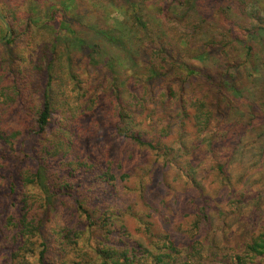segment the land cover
Returning <instances> with one entry per match:
<instances>
[{"label":"rangeland","instance_id":"obj_1","mask_svg":"<svg viewBox=\"0 0 264 264\" xmlns=\"http://www.w3.org/2000/svg\"><path fill=\"white\" fill-rule=\"evenodd\" d=\"M156 1L166 12L152 7ZM185 1L0 0V73L6 72L0 134L19 133L13 142L0 140V264H40L41 258L45 264H100L98 250L107 246L136 249L141 263H151L148 255L159 252L166 234L182 251L173 264H188L185 247L195 238L187 232L200 207L210 216L209 227L199 231L210 243L203 254L222 258L215 264H232L235 252L264 231V0ZM181 64L208 72L213 81L177 73ZM39 65L43 70L34 71ZM16 68L29 73L24 81L11 75ZM47 82L52 112L38 134L33 119ZM12 88L16 103L6 106ZM169 88L176 94L183 88L186 100L193 95L214 110L217 91L232 102L220 103L210 133H182L174 115L179 106L161 97ZM117 95L122 108L131 105L133 129L160 137L164 150L135 145L122 125L115 130L119 119L106 97ZM231 121L241 123L236 138L220 141ZM168 124L173 129L164 136ZM203 139L214 141L213 153L207 143L196 144ZM171 158L183 168L165 166ZM226 158L229 185L216 170ZM106 171L111 179H97ZM36 172L40 180L27 183ZM49 176L69 189L54 191ZM232 186L244 197L262 194L238 202L239 195L223 189Z\"/></svg>","mask_w":264,"mask_h":264},{"label":"trees","instance_id":"obj_2","mask_svg":"<svg viewBox=\"0 0 264 264\" xmlns=\"http://www.w3.org/2000/svg\"><path fill=\"white\" fill-rule=\"evenodd\" d=\"M181 0H176V2H180ZM185 4H189L188 0L185 1ZM152 7L157 10V11H161V12H166V9H164L162 7V5L159 3V1H156L155 4L152 5ZM131 10H133V16L136 17V20L140 22V18L138 17L137 13L135 11V5L131 4L130 5ZM70 33H73L72 30H69ZM259 33V30L253 32V37L255 38V36H257ZM12 33L8 32V34L6 36H11ZM4 38V37H3ZM14 40L13 39H6V43L10 44L12 43ZM247 52L251 51V48L249 46H246ZM264 49V48H263ZM162 51V49L160 50ZM163 52V51H162ZM154 53V52H153ZM162 58L164 59V57L162 56ZM53 59L50 60V62H52ZM179 68L176 69L177 73L184 71L186 72V74L188 75H197L200 74L202 75L204 78H206L208 80V83L213 81L212 78L208 75V72L206 71H201V70H196L193 67L187 66L186 64H181L178 65ZM179 69V70H178ZM41 71L43 70V66L39 65L37 67L34 68V71ZM46 72H48V79L50 82V70H51V65L50 63L45 67ZM29 73H23L21 72V70L19 68H16V74L11 73L12 76L18 75L19 78H22L24 81L25 75H27ZM6 72L3 71L2 73H0V77H5ZM157 75L153 74V76L150 78L153 79L155 78ZM49 82H47L45 89L42 90V110H37L36 111V115L38 117H35L33 119V122L35 124L36 128V133L40 134L43 133L46 129V127L49 124V118L51 116V105H50V84ZM5 92L8 89V86H4ZM13 95H8L9 97L5 98V103L6 106H10L11 104H13L15 102V96H16V92H14V88L10 89ZM181 90H183V88H181ZM179 90L177 92H179L178 94H176L175 90H173L172 88H169L167 93L162 92L161 93V97L162 100H165V102H172L173 106H179L177 112L174 114L175 115V119H176V123L177 126H179L182 129V133L183 132H191L190 129H192L195 133L198 134H205V133H210L211 131H209L208 127L210 126V123H213V121L216 119V110H217V115L219 113V106L220 103H225V105H227L228 107H230V103L232 102V98L229 96V94H222L219 91H217L216 96H217V107L216 110L213 109V106H207V102H205L204 99H198V98H194L193 95L189 96V98L185 97V94H182V91ZM232 91L234 93H237L238 91L233 87ZM106 101H109V104L112 106L113 110L117 113V117L119 119L118 125L117 127H115V130L120 129V125L123 126V128H125V135H123L125 138L129 139L130 142L134 143L135 145L141 147V148H145L154 152H158L160 150H164L165 147H161V139L160 137H156V136H152L150 138H146L145 134L139 130H135L133 129V125H134V121H133V116L132 114L129 112L131 111V105H129V107H124L122 108V106L120 105V103L118 102L119 100V96L117 95L116 97L112 98L107 96L106 97ZM16 103V102H15ZM188 105V106H187ZM30 107H28L29 109ZM230 109V108H229ZM128 110V111H126ZM234 110V108L229 110V113H231ZM91 112V111H90ZM229 113H227L229 115ZM93 116L95 115L94 112H92ZM91 114V115H92ZM220 114V113H219ZM218 119V118H217ZM188 122L190 124V126L186 127V123ZM181 122V123H180ZM127 123V124H125ZM231 123H234L231 127H229L226 131H222L220 134L224 133L223 137L221 138L220 141H225L227 139H231L234 140L236 138V133H237V129H234L235 126H240L241 127V123L239 121H231ZM92 125H94V123H92ZM33 129V128H31ZM172 125H165V128L161 129L162 133L164 136H167L171 130H172ZM17 130V129H16ZM16 130L12 129L11 131H8L7 129L2 130L1 134H0V140H2V142L4 143H9V142H13L12 139H16L18 138V131L16 132ZM121 130V129H120ZM83 132L85 133V131L83 130ZM119 134V133H118ZM197 143H207L209 148L211 149V151H208V153H213L214 152V141L211 139H203L202 141H196ZM228 144V143H226ZM232 151H236L237 146H234L233 144H228ZM254 145V144H253ZM70 146V145H69ZM199 147V146H197ZM246 149L250 148V146H245ZM195 153V151H193ZM235 154V153H234ZM66 155V154H65ZM64 155V156H65ZM170 156V155H168ZM167 156V157H168ZM229 157V156H228ZM177 159V158H176ZM175 158H171L170 160H168L164 165L165 166H176L178 169H182L183 168V163L176 161ZM228 159H220L217 163H216V170L218 172V174L221 176L222 180H224L226 182V185L230 184V177L227 174V165H228ZM67 174L69 176H74V170L71 167V163H67ZM84 173H86L84 171ZM45 179L46 175L42 174ZM186 177L190 178L191 175L188 172H185ZM34 177L32 179H27V183H31L33 181V179L35 180H40L41 178V173H35L33 175ZM57 177V176H56ZM97 179H101V180H106V179H111L112 178V174H110L108 171L103 172L102 175L100 176H96ZM49 180L47 181L46 184H50L53 188L54 191L56 190H61V189H69V186L66 185L65 187H63V184L61 183V179H59V177L55 178L53 176V179L51 180V176H49ZM94 178V177H93ZM106 178V179H105ZM262 184L264 186V179L262 181ZM160 185L163 188L167 187L166 183H160ZM49 187V185L47 186ZM235 188V186H232L231 188H226L223 187V189H230L229 191V195H239L238 196V202H242V200L244 202H247L248 200H252V201H256L258 199V197L262 194L261 191L257 192L255 195H247L246 197L243 196L242 194H237L234 193L233 189ZM264 188V187H263ZM62 192V190L60 191ZM231 198V197H229ZM232 200V198H231ZM240 204V203H239ZM256 206V205H255ZM200 213L197 215L196 214V219L192 224V228L191 230H189L187 233L192 237L195 238L194 242H191L193 244H188L185 247V256L184 258L186 259V262H188V264H203L204 260H210L212 261V263H218L219 260L217 255L215 253H211L208 255H204L203 254V250H204V243H206L209 246V242L207 239V236L201 237V225L204 224V226L209 227V220H210V216L207 213V209L205 207H200L199 208ZM259 211V208L256 206L254 208V215H252L250 218L254 219L255 215H257ZM209 216V217H208ZM19 221H24V220H19ZM194 234H191V233ZM186 233V234H187ZM197 233V235H195ZM201 238V239H200ZM192 239H190L191 241ZM160 241H162V245L159 246L160 248L157 249L156 251L159 250V252H161V250L164 253H159L157 252V254H149L148 256L151 257L152 262L151 263H141L139 261V257L138 254L139 252L136 251V249H128V248H124L121 251H114L113 249L110 250V247L107 246L104 249H99L98 250V256L101 257L102 262L100 264H173L178 255H181L182 251L178 250V247L174 244L173 240L171 239L170 234H166L165 236H163V238L160 239ZM138 249H142L145 250L141 245H138ZM145 255L146 252H144ZM43 255V252L41 253V256ZM264 256V231L260 232L259 234L253 236L248 242L245 243L244 248L241 252L236 251L235 255L231 257H229L228 259H231V263L232 264H257L259 263L258 259L262 260L261 257ZM225 258H223L222 262L224 263ZM227 262V259H226ZM40 264H45L44 261H40ZM226 264V263H225Z\"/></svg>","mask_w":264,"mask_h":264}]
</instances>
